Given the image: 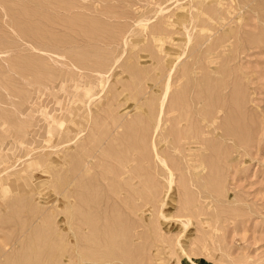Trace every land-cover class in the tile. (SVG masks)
Returning <instances> with one entry per match:
<instances>
[{"label": "rangeland", "instance_id": "374dc122", "mask_svg": "<svg viewBox=\"0 0 264 264\" xmlns=\"http://www.w3.org/2000/svg\"><path fill=\"white\" fill-rule=\"evenodd\" d=\"M193 262L264 264V0H0V264Z\"/></svg>", "mask_w": 264, "mask_h": 264}, {"label": "bare ground", "instance_id": "6f19581e", "mask_svg": "<svg viewBox=\"0 0 264 264\" xmlns=\"http://www.w3.org/2000/svg\"><path fill=\"white\" fill-rule=\"evenodd\" d=\"M189 36V35H188ZM190 37H188V39H189ZM187 41H189V40H187ZM172 69V68H171ZM170 73L167 75V77L165 78V82H164V87H163V90H162V94H161V98H160V101H159V103H158V110H157V114H156V118H155V125H154V128L156 129L157 127H158V124H159V121L161 120V122H163L165 119H162V118H160L159 117V115H160V113L161 112H163V118L165 117V113L166 114H170V113H173L174 111L176 112V108H174L172 105H171V102H170V100H169V96H170V94H169V90H170V88H171V86H172V82L173 81H171L170 82ZM106 81H108V79H106ZM106 81H105V83H106ZM105 83L102 81V88H104V86H105ZM101 90H103V89H101ZM85 93H86V95H87V101H90L91 100V97H93L92 95H93V93H90V91H89V88L88 89H86L85 90ZM95 96V95H94ZM88 103V102H87ZM86 103V104H87ZM169 103H170V106H169ZM87 107H88V105H87ZM52 115V114H51ZM63 120V119H62ZM176 120L177 121H181L182 120V118H180L179 116H177L176 117ZM51 122H52V119L50 120V124H51ZM57 123V122H56ZM61 124H63V122H61ZM43 126V125H42ZM45 126V125H44ZM47 128H48V126H47ZM176 131V130H175ZM80 132H77L76 133V137H78L80 134H79ZM75 136H73L72 138H69L67 141L69 142L70 140L71 141H73L74 139V137ZM75 137V138H76ZM79 138H80V136H79ZM70 141V142H71ZM73 142H75V141H73ZM192 147V146H191ZM153 148H154V150L156 149V144L154 143L153 144ZM191 150H193V148H190ZM157 150H155V152H154V156H155V158H157L158 160L157 161H159L160 163H162V164H164V165H166L167 166V163H166V159L163 157V156H161L160 154H158V152H156ZM167 170H168V174H167V182H168V184H172V172H171V170H170V167L169 166H167ZM171 186V185H170ZM183 217V216H182ZM183 224H184V226H186L187 224H186V222L184 223L183 222ZM193 264H196L195 262H193Z\"/></svg>", "mask_w": 264, "mask_h": 264}]
</instances>
